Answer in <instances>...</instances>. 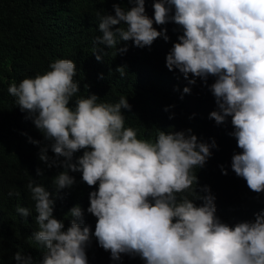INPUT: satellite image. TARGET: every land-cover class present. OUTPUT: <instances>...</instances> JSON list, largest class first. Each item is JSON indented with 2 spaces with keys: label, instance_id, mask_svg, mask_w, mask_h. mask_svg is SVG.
Here are the masks:
<instances>
[{
  "label": "clouds",
  "instance_id": "clouds-1",
  "mask_svg": "<svg viewBox=\"0 0 264 264\" xmlns=\"http://www.w3.org/2000/svg\"><path fill=\"white\" fill-rule=\"evenodd\" d=\"M151 2L152 17L146 0H127L130 8L119 0L113 2L114 15L98 13L101 35L92 54L99 62L107 54L100 45L114 49L115 57L128 50L127 43L118 47L121 42L138 48L151 47L161 37L168 42L167 28L154 25H177L181 34L166 55V67L178 70L189 85L196 78L205 83L215 78L210 91L217 110L209 119L220 125L231 117L230 135L242 150L232 156V171L251 191L264 193V0ZM125 70L116 69L121 77ZM77 72L73 60L56 59L43 74L8 87L15 105L42 134V141L29 137L39 146V160L49 169H63L52 179L54 193L36 180L27 184L38 226L30 239L44 251L39 261L17 251L12 257L16 264H88L86 248L93 237L117 261L127 254L145 264H264V198L231 213L235 224L230 225L217 216L210 187L199 185L194 169L204 167L216 141L199 140L191 128H156L154 140L138 138L137 129L125 126L122 109H132L127 97L110 103L96 94L80 95ZM70 173H81L82 182L95 189L86 209L96 218L94 232L84 223L80 204L66 213L67 228L65 219L54 216L60 192L77 183ZM36 175L43 177L44 171L38 167ZM16 212L32 215L20 205Z\"/></svg>",
  "mask_w": 264,
  "mask_h": 264
},
{
  "label": "trees",
  "instance_id": "trees-1",
  "mask_svg": "<svg viewBox=\"0 0 264 264\" xmlns=\"http://www.w3.org/2000/svg\"><path fill=\"white\" fill-rule=\"evenodd\" d=\"M113 2L119 0L106 3L99 0H0V236L3 237L0 264H16L12 257L17 251L39 261L44 251L30 239L38 226L35 224V202L27 184L36 180L54 193L52 179L63 169H49L39 160V146L30 143L29 137L42 141V134L15 105L8 87L26 77L43 74L56 59L76 62L75 79L80 82V95L96 94L110 103L118 102L121 95L127 97L132 109L131 112L122 109L126 116L125 126L137 129L138 138L154 140L156 128L166 132L191 128L203 142L211 143L214 139L218 147L211 149L213 154L204 167L194 172L200 186L210 187L215 196L216 214L226 218V223L234 225L231 213L246 211L255 198H264V193L251 191L246 181L232 171V156L242 150L230 135L234 131L231 117L220 125L209 119V114L217 110L210 91L215 78L210 76L207 83L196 78V84L189 85L178 70L169 71L166 67V55L181 34L177 25H154L157 30L167 28L168 42L161 37L151 47L144 48L135 47L131 41L121 42L118 47L127 43L128 50L115 57L114 49L100 45L107 54L102 61L95 59L92 54L94 40L101 35L98 13L114 15ZM121 6L131 7L127 0ZM146 12L149 17L154 14L151 0H146ZM119 66H126L123 77L116 71ZM84 85L89 88L85 89ZM184 87H190V94L183 93ZM49 155H53L51 151ZM221 166L227 175L223 174ZM38 167L44 171L43 177H37ZM70 174L75 176L77 183L72 189L60 192L54 216L65 219L67 228L66 213L80 204L85 209L84 223L91 225L94 232L96 218L86 209L89 192L95 189L82 182L81 173ZM10 191L14 193L11 197ZM17 205L28 207L32 215L20 216L16 212ZM86 253L88 264H145L139 256L127 254H122L118 261L111 259L110 252L101 248L94 237Z\"/></svg>",
  "mask_w": 264,
  "mask_h": 264
}]
</instances>
